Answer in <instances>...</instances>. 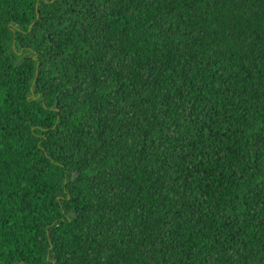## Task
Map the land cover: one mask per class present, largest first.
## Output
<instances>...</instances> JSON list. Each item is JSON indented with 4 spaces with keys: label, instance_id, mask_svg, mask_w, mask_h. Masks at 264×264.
<instances>
[{
    "label": "trees",
    "instance_id": "trees-1",
    "mask_svg": "<svg viewBox=\"0 0 264 264\" xmlns=\"http://www.w3.org/2000/svg\"><path fill=\"white\" fill-rule=\"evenodd\" d=\"M0 264H264V0H0Z\"/></svg>",
    "mask_w": 264,
    "mask_h": 264
}]
</instances>
